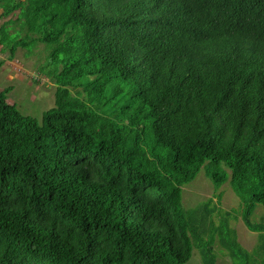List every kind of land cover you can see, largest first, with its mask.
<instances>
[{
    "label": "trees",
    "instance_id": "trees-1",
    "mask_svg": "<svg viewBox=\"0 0 264 264\" xmlns=\"http://www.w3.org/2000/svg\"><path fill=\"white\" fill-rule=\"evenodd\" d=\"M10 15L0 44H44L56 87L41 120L0 91V264H218L216 236L264 264V0H0ZM202 169L253 252L211 198L181 206Z\"/></svg>",
    "mask_w": 264,
    "mask_h": 264
},
{
    "label": "rangeland",
    "instance_id": "rangeland-1",
    "mask_svg": "<svg viewBox=\"0 0 264 264\" xmlns=\"http://www.w3.org/2000/svg\"><path fill=\"white\" fill-rule=\"evenodd\" d=\"M0 18V25L9 18ZM19 30V25L13 24ZM11 33L14 29L9 30ZM24 36V31L20 34ZM14 37V36H13ZM9 36L11 41L12 38ZM30 38L34 36L30 35ZM49 49L42 43L36 42L32 46L23 48L19 46L13 58H9V49H4L0 44V91L10 88L7 94V102L14 104L23 114L41 120L44 111L54 106L55 83L52 78L42 70L48 66ZM211 198L212 205L217 210L213 214L215 225L219 224L220 216L227 220L237 235V241L248 252L258 246L259 234L253 232L244 225L240 212V200L231 189L228 182L216 186L205 176L204 170L196 175L189 183L182 186L181 206L184 209L196 208ZM227 212V214L225 213ZM251 222L264 225V206L255 204L251 215ZM218 264H233L232 259L218 242L217 236L213 243ZM185 264H202L198 249L193 250V255Z\"/></svg>",
    "mask_w": 264,
    "mask_h": 264
}]
</instances>
